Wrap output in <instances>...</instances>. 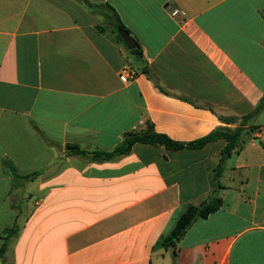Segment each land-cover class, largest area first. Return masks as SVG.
Wrapping results in <instances>:
<instances>
[{
    "label": "crops",
    "instance_id": "0c3cea01",
    "mask_svg": "<svg viewBox=\"0 0 264 264\" xmlns=\"http://www.w3.org/2000/svg\"><path fill=\"white\" fill-rule=\"evenodd\" d=\"M263 98L264 0H0V248L19 227L0 264H264V108L216 181L224 140L104 162L67 151H111L147 124L190 143ZM213 196L221 208L164 247Z\"/></svg>",
    "mask_w": 264,
    "mask_h": 264
},
{
    "label": "trees",
    "instance_id": "16d2710c",
    "mask_svg": "<svg viewBox=\"0 0 264 264\" xmlns=\"http://www.w3.org/2000/svg\"><path fill=\"white\" fill-rule=\"evenodd\" d=\"M104 8L109 10L108 17L111 20L115 21L113 25L116 26L118 39L122 41L119 32L124 30L126 31L123 23L121 22L119 16L117 15L115 9L110 5H103ZM132 52L141 56V50L134 49ZM264 108V98L261 100L255 111L245 117H221L227 124L235 125L234 127H218L209 135L198 139L196 141L190 143H180L173 141L171 138L164 134H160L155 132L154 127L150 124H147L146 129L140 131H130L124 135L123 141L115 147L111 151H102V150H87L83 149L78 145H68L67 151L69 155L80 156L85 160L92 162H104L114 160L120 156L130 154L132 152L133 147L138 144H150L156 146H163L170 150H182L185 148L190 149H200L206 146L211 142H215L218 140H224L225 146L221 150L220 161L218 166L213 171V180H218L222 175L225 169V165L227 160L233 155L235 150L240 148L243 143H245L251 134L257 130V127H245L248 124L250 118L254 115L258 114ZM6 170L13 176V178L18 177L16 169L13 168L9 163L4 164ZM40 175V172H35L29 175L24 176L25 179H33ZM21 177V176H19ZM223 204L221 198L211 197L205 201H203L198 206L196 205H188L185 212L179 217L174 228L171 232L166 235L162 240V245L166 248L175 249L177 243L182 239V237L186 234L187 230L192 226V224L199 218H207L210 214L218 211ZM19 227L17 224L14 225L11 229H6L2 235L4 239V244L0 248V257L3 258L7 249L9 239L16 236L18 234ZM175 253V252H174Z\"/></svg>",
    "mask_w": 264,
    "mask_h": 264
},
{
    "label": "water",
    "instance_id": "95a60500",
    "mask_svg": "<svg viewBox=\"0 0 264 264\" xmlns=\"http://www.w3.org/2000/svg\"><path fill=\"white\" fill-rule=\"evenodd\" d=\"M119 34L121 38L124 40V42L126 43L129 50L132 51L138 48V43L136 39L133 36H131L129 32L123 30V31H120Z\"/></svg>",
    "mask_w": 264,
    "mask_h": 264
},
{
    "label": "built area",
    "instance_id": "2783aa9c",
    "mask_svg": "<svg viewBox=\"0 0 264 264\" xmlns=\"http://www.w3.org/2000/svg\"><path fill=\"white\" fill-rule=\"evenodd\" d=\"M180 13V10L179 9H175L173 12H172V15L173 16H177L178 14ZM131 73L127 70H124L123 73L120 75V80L121 82L123 83H127L129 81V79L131 78Z\"/></svg>",
    "mask_w": 264,
    "mask_h": 264
}]
</instances>
